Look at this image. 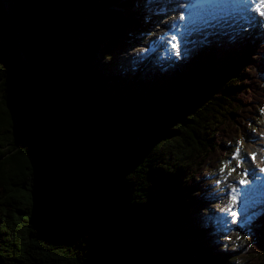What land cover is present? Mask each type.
Returning a JSON list of instances; mask_svg holds the SVG:
<instances>
[{
  "label": "trees",
  "instance_id": "16d2710c",
  "mask_svg": "<svg viewBox=\"0 0 264 264\" xmlns=\"http://www.w3.org/2000/svg\"><path fill=\"white\" fill-rule=\"evenodd\" d=\"M14 3L16 45L0 46V264H226L192 229L206 155L220 162L221 135L246 132L264 105V45L232 40L206 71L191 65L199 51L173 70L152 61L130 87L104 76L144 26L127 1ZM244 256L264 263V229Z\"/></svg>",
  "mask_w": 264,
  "mask_h": 264
},
{
  "label": "rangeland",
  "instance_id": "374dc122",
  "mask_svg": "<svg viewBox=\"0 0 264 264\" xmlns=\"http://www.w3.org/2000/svg\"><path fill=\"white\" fill-rule=\"evenodd\" d=\"M146 1V2H145ZM170 3L167 2V6H169V10L167 9L168 13L167 15L161 16L162 11L161 9L157 6L158 1L154 0H136L137 5H135L132 10L137 12V16L143 20L144 16V9L148 7V11H151L149 16V21L147 23H144L145 30L142 29V24L141 26L135 30V36L133 38V44L128 47L127 51L115 56L114 63L111 64L107 70L109 72H106L104 74L105 77L108 79L113 76V75H118V76H126L127 79H129L131 82L129 84L130 87H136L139 85L138 78L140 77V74H142V70L144 68H148L150 66V62H160V64L156 65V68L163 67L165 65H170V62H167L165 64V60L162 58L161 54L159 53H154L152 55H148L146 58V61L144 62L143 57H142V50L145 49V45L149 41H154L155 44L157 45H162L160 47L161 50L164 49L166 46V43L164 42V37L162 33H159L160 31L164 30L166 26H163L164 22L169 23V21L175 16V14L180 12L181 6L183 2L180 0H169ZM173 3H175V7H173ZM180 3V4H179ZM179 4V5H178ZM180 6V7H179ZM5 9H7L5 7ZM0 14V23L2 24L3 27V33L0 32V46L2 48H13L16 44L12 38V36L15 35L14 32L9 30V28H5L8 26H13L16 28L19 24V11L15 9V11H9L7 12L8 14H12L14 17L13 21H8L6 19L7 14ZM135 18V15H133ZM16 17V18H15ZM136 19V18H135ZM21 29V26H20ZM249 29V32H251L250 36H254L255 39H258V36L264 31V21L261 23L260 21L256 22L254 26H251ZM142 31H144V34ZM142 33L143 35H140ZM226 35V33L224 32ZM156 37V38H155ZM253 37V38H254ZM229 38L232 37H225V36H220V37H212L208 42H206V34H203L201 36L193 37L191 40H189L186 44V46L180 50L179 55L180 56H189L191 53H193V50L196 47V50L198 52V57L192 62V67L193 68H202L206 71V68L203 67V62H208L210 61H216L219 60V57L223 56L225 53V50L229 47L227 45V41ZM264 38V35L263 37ZM238 41L237 45L239 43L244 42L245 35H240L237 37ZM19 41V39H16ZM164 42V43H163ZM197 53V52H196ZM96 60L97 62H103L102 61V56L98 52L96 54ZM220 60H223L220 58ZM143 61V62H141ZM225 62H218V65H224ZM214 66L213 67V73L215 74L216 78H219L221 72L224 70H229V68H221L219 66ZM142 69V70H141ZM208 71V69H207ZM141 72V73H140ZM139 75V76H138ZM135 83V84H134ZM217 81L214 84H216ZM141 85V84H140ZM252 121L251 123L248 124V128L246 129V132L243 133L242 135L239 136L238 140L242 141L243 147L242 153L244 154L245 159V164L241 165L238 163V167L235 166L236 163H232L229 161V156L233 152V149L238 148V143L236 141V135L237 131L233 130L231 134H226L223 133L222 139L220 140L221 144H224L225 148H222L223 150L221 152H224L223 156H227V161L224 166L219 165L217 168L219 176L217 179H220L223 183L219 185V187L216 185V176L214 180L210 182V188L207 189V194L211 195L210 202L207 203V207L199 212V215L196 214V219L198 220V223L193 230L195 233L194 236L199 235L202 238L210 237L212 234L213 236H216V239L220 240L224 246H226L227 252H229V255L232 257L229 260V264H240L242 263L241 259H238L241 257L242 252L245 250L243 244L247 242V240H244L242 238L241 234L239 233V229L236 227L237 225L240 226V228H248V222L251 219V217L259 211L264 212V197L259 198L257 200H254L251 203H257L258 206H255L256 211L249 213L248 216H245V214L242 215V217L239 220H234V216L227 217L230 220H232V224L229 225V228L226 230H229L230 232L226 234V230L224 229H217V225L220 224V218L224 217L225 212H230L231 210L229 209V203H228V195L226 191L224 190L225 187L231 182V180H234L236 178V172H239L240 176L242 175L243 171L245 169L251 168V170H255L256 166L259 165L260 163H263L264 161V112H260L258 108L256 109L255 113H252ZM235 144V147H234ZM216 146V145H215ZM251 153H257L258 158L257 161L254 163L249 162L248 156ZM222 156V157H223ZM261 160V161H260ZM234 162V161H233ZM259 162V164L257 163ZM217 161H215L213 158L208 157L206 155V170L211 168V165L216 164ZM188 175L187 183L189 184V178L191 175V170L190 168L186 169ZM251 172V171H249ZM245 173V172H244ZM202 176V175H201ZM206 182L205 180H203ZM224 186V187H223ZM201 186L198 185V187H195L191 190L192 195L195 197L197 196L200 191H197L198 188ZM187 189L190 190V187H187ZM204 197H206V191L204 193ZM208 197V196H207ZM3 213V212H1ZM221 214V216H220ZM223 215V216H222ZM263 219L260 220V223L264 225V213L262 214ZM220 227V226H219ZM222 236V238H220ZM210 243V242H209ZM218 251L214 252L213 254H217ZM220 253V252H219ZM238 253V257L236 256ZM222 255H220L221 257ZM245 261V259L243 258ZM264 264V263H263Z\"/></svg>",
  "mask_w": 264,
  "mask_h": 264
},
{
  "label": "bare ground",
  "instance_id": "6f19581e",
  "mask_svg": "<svg viewBox=\"0 0 264 264\" xmlns=\"http://www.w3.org/2000/svg\"><path fill=\"white\" fill-rule=\"evenodd\" d=\"M175 2H176V0H175ZM201 3V2H200ZM175 3H173V6H172V9H173V7H175V5H174ZM180 4V3H179ZM178 4V5H179ZM0 6H1V4H0ZM8 10H10V9H8ZM11 11V10H10ZM3 14H7L6 15V19L10 22V21H13L14 20V17H13V15L12 14H8L7 12H4ZM176 15V14H175ZM254 16V13H250V17H253ZM16 18V17H15ZM201 18H202V24H203V27H204V29H206V9H205V14H202L201 15ZM181 19V15H180V18H179V20ZM174 22V21H173ZM172 22V23H173ZM226 26V25H225ZM234 26H237V24H235ZM192 27H195V29H196V31H197V33L200 35H203L204 34V32L202 31V29H201V24H200V21H199V23H197V24H193L192 25ZM224 32H225V30H224ZM226 33V32H225ZM144 34H146V33H144ZM2 40V39H1ZM1 40H0V42H1ZM130 47V46H129ZM182 60H185V59H182ZM181 60V61H182ZM151 63V62H150ZM165 64H167V63H165ZM177 67V65H175V64H173V63H170V65L168 66V65H165L164 66V69H169V70H173V69H175ZM260 191H263L264 189H259Z\"/></svg>",
  "mask_w": 264,
  "mask_h": 264
},
{
  "label": "snow or ice",
  "instance_id": "6c2138e0",
  "mask_svg": "<svg viewBox=\"0 0 264 264\" xmlns=\"http://www.w3.org/2000/svg\"><path fill=\"white\" fill-rule=\"evenodd\" d=\"M182 19H183V17H182ZM239 152H240V149L237 148V155L239 154ZM261 171H264V169H262ZM241 183H243V181H241ZM233 215H235V213H233Z\"/></svg>",
  "mask_w": 264,
  "mask_h": 264
}]
</instances>
